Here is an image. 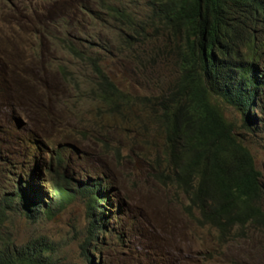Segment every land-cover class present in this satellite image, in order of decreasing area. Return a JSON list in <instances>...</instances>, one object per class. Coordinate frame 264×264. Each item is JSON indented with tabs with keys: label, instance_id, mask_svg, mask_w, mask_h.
Listing matches in <instances>:
<instances>
[{
	"label": "rangeland",
	"instance_id": "rangeland-1",
	"mask_svg": "<svg viewBox=\"0 0 264 264\" xmlns=\"http://www.w3.org/2000/svg\"><path fill=\"white\" fill-rule=\"evenodd\" d=\"M17 1L11 7L0 0V116L14 120L0 121V169L14 166L17 147L11 140L20 132V162L35 164L40 179L51 176L49 170L62 174L61 166L54 164L53 148L50 152L40 144L34 154L24 141L28 136L42 142L38 134H44L43 127L47 144L65 145L64 163L70 172L74 164L71 185L78 179L101 182L112 201L111 207L103 206L113 213L105 219L107 230L86 245L84 254L80 246L88 219L78 196L51 217L43 214L35 221L16 217L8 223L14 242L45 236L53 244L51 264H264V228L236 227L220 239L215 228L199 226L185 213L187 199L171 181L164 133L151 110L135 102L121 113L105 112L96 103L74 98L76 89L65 86L60 73L63 66L64 77L71 74L82 83L93 80L90 69L66 49L69 41L78 49L90 45L119 89L132 97L161 96L178 73L169 52L152 67L148 61L136 65L124 52L114 51V28L102 19L94 0ZM89 33L95 39L87 37ZM62 39L67 43L63 45ZM224 114L242 133L256 167L262 169L264 135L242 127L241 111L224 106ZM250 114L258 116V111ZM95 218L100 223L99 216Z\"/></svg>",
	"mask_w": 264,
	"mask_h": 264
},
{
	"label": "trees",
	"instance_id": "trees-1",
	"mask_svg": "<svg viewBox=\"0 0 264 264\" xmlns=\"http://www.w3.org/2000/svg\"><path fill=\"white\" fill-rule=\"evenodd\" d=\"M112 1L101 0L104 10L98 12L114 28V39L134 30L128 41L118 43V51L152 67L169 52L178 71L173 85L161 96L132 97L119 89L90 45L76 49L62 39L94 76L83 85L69 74L67 86H74L78 99L96 103L108 113H121L139 102L156 115L164 133L171 181L187 199L185 213L199 226L215 228L220 239L236 227L263 229L264 176L242 133L225 116L224 106L242 112L246 131L264 135V116L250 114L257 109L264 113V0H157L154 15L145 17L141 15L153 0ZM64 72L60 66L63 78ZM33 147L38 148L39 142ZM54 157L59 165L65 162L62 152L55 151ZM29 162H14L0 170V264H51L52 242L36 235L16 244L8 223L18 216L30 221L43 214L51 217L77 193L82 195L88 219L80 246L84 254L92 236L94 240L105 232L106 225L96 226L94 217L96 210L105 209L100 205L106 201L102 183L81 182L74 189L49 178L43 186L35 164ZM57 177L69 183L62 175ZM48 182H53L51 190L45 186Z\"/></svg>",
	"mask_w": 264,
	"mask_h": 264
},
{
	"label": "clouds",
	"instance_id": "clouds-1",
	"mask_svg": "<svg viewBox=\"0 0 264 264\" xmlns=\"http://www.w3.org/2000/svg\"><path fill=\"white\" fill-rule=\"evenodd\" d=\"M3 3H5L7 6H11V7H13L14 6V4H13V2L12 1H10V0H1ZM104 1H107V2H112V3H114L112 0H104ZM94 2L97 4V7L98 8H100V9H102V10H104V8L103 7H101V0H94ZM155 6H156V10H157V7H158V2H157V0H153V2H152V5H151V7H150V9L146 12V13H144V14H142L141 15V17H145L146 15H154V13H153V11H154V8H155ZM143 11L145 12V9L143 8ZM99 16H98V14L96 15V18H98ZM133 33H134V30H132L131 32H129L128 30H125L124 31V33H122V35L121 36H117V38H115V39H113L114 40V42L115 43H113L112 45H111V47H112V49H114V51H117V52H124V51H118V43L119 42H123V41H128L129 39H130V37L133 35ZM90 35H92L91 33H89V34H87V37H89L90 39H95L94 37H93V35H92V37H90ZM88 41V40H87ZM89 42V41H88ZM67 44H72L70 41L67 43ZM68 45H66V49L68 48L67 47ZM72 46L73 47H75L73 44H72ZM76 49H78L77 47H75ZM91 49H93V50H95V48L94 47H91ZM102 49L104 50V51H107V49H105V48H101V51H102ZM69 51V50H68ZM96 51V50H95ZM70 53H72L71 51H69ZM97 53L99 54V52L97 51ZM125 53V52H124ZM73 54V53H72ZM126 54V53H125ZM138 56H142V55H140V53H138ZM263 58H264V56H263ZM76 59H77V61L80 63V64H82V65H84V66H86L83 62H81L77 57H76ZM126 60H128V59H126ZM135 63V62H134ZM143 63V61H140V63L139 64H142ZM136 65H139V64H137V63H135ZM87 68H89L88 66H86ZM90 69V68H89ZM91 70V69H90ZM92 73V72H91ZM69 77V76H68ZM64 80L66 81V85L65 86H67L68 85V82H67V77H65L64 78ZM77 82H79V83H81V84H83V85H87V84H90L91 83V81H86L85 83H82V81H77ZM72 84H73V82H72ZM117 84V83H116ZM68 89H70V88H68ZM64 97H66V96H64ZM74 98H77V96L76 97H74ZM78 99V98H77ZM79 100H81V101H83L82 99H79ZM260 106V105H259ZM261 106L264 108V102L261 104ZM228 107V106H227ZM257 111H258V116L260 117L261 116V114H262V117L264 116V113H261L260 111H259V109H257ZM1 114V113H0ZM257 116V117H258ZM0 121H2V122H7V121H10V124H12V122L11 121H14L12 118H10V117H5V116H0ZM18 122V121H17ZM34 124V127H35V123H33ZM14 128H16V126H14ZM42 131H43V135L41 136L40 134H38V136H40V138L42 139L41 141V143H42V146H48V150H50L51 148H53L55 151H57L58 149L60 150V152H64L65 151V145L63 144V143H61L60 141L59 142H56V143H53V144H47V142H45V137H44V135H46V130L42 127ZM4 133H5V129L4 128H2V138H4ZM11 143L12 144H14L17 148H15L14 149V153H15V160H14V162H20V160H19V157H18V155H19V148H18V146L20 145V144H22V142H20V132H18V134H17V138H13L12 140H11ZM58 147V148H57ZM50 152H52V150H50ZM41 154H43L42 152L41 153H39V156L41 155ZM76 154H78V152H76ZM2 148H0V158H2ZM83 157V156H82ZM81 157V158H82ZM12 158H10V162H12V160H11ZM255 160V159H254ZM28 161H30V160H28ZM54 164L55 165H59V164H57L56 163V160H55V162H54ZM9 165H11V164H9ZM12 166V165H11ZM61 168L63 169V173L62 174H60V175H62L63 177H64V179H66V180H68L69 181V183L68 184H66L65 183V181L62 179V178H59V177H57V175L55 174V171L53 170H50V174H51V176H46L45 178H43V179H40V175L41 174H39V176H38V182H39V184L40 185H43L44 186V182H46L45 180L46 179H49V178H56L57 179V181H58V183L62 186V187H66V188H69V187H72V188H74V189H77V188H79V184L81 183V182H86L85 180L86 179H78L77 181H76V183H75V186H72L71 185V181L73 180V177L70 175L72 172L73 173H75L74 172V164H73V169H72V172H70V170H69V168H67V166H66V164L63 162V163H61ZM256 166V165H255ZM5 166L3 165V167L1 168V169H3ZM43 168H44V166H43ZM263 166H262V169H259L261 172H262V174H263V176H264V170H263ZM0 169V170H1ZM44 170L45 171H48L49 169L48 168H44ZM35 178H37V177H35ZM88 182H90V183H98L99 181H97V182H91L90 180L88 181ZM52 184H53V182H48V183H46V187H47V189H49V190H51V186H52ZM101 190V194H102V196H103V198L106 200L105 202H102L101 201V203H100V205L102 206V207H104L105 209L103 210V209H101V208H99L98 210H96L95 211V216L94 217H96V215H98L99 216V220H100V223H97L96 222V218H95V224H96V226H101L102 224H104V225H106V227H105V231L107 230V224H106V221H105V219H107V217H108V214H110V213H113L112 211L113 210H111V209H108V208H106L105 206H103V203L105 204V205H107L106 203H108L109 205H107L108 207H111V203H112V201L110 200V198H109V193L110 192H107V191H105V190H103V189H100ZM80 197L81 198V194L80 193H77V195H76V197ZM82 199V198H81ZM82 201L84 202V200L82 199ZM101 212H103V214L101 213ZM113 215V214H112ZM102 216H105V218L103 219L102 218ZM101 233V232H100ZM99 233V234H100ZM93 234H94V230H93ZM98 234V235H99ZM98 235L96 236V239H94L93 240V238H94V236H92V238H91V240L90 241H97L98 240ZM89 241V242H90ZM89 242L87 243V245L89 244ZM94 248H95V251L94 252H96L97 250H96V247L94 246L93 247V250H94ZM99 253V255H100V252H98ZM100 258V256H98V259ZM89 264H92V263H89Z\"/></svg>",
	"mask_w": 264,
	"mask_h": 264
},
{
	"label": "bare ground",
	"instance_id": "bare-ground-1",
	"mask_svg": "<svg viewBox=\"0 0 264 264\" xmlns=\"http://www.w3.org/2000/svg\"><path fill=\"white\" fill-rule=\"evenodd\" d=\"M24 141L25 142H29V144H30V142H32V144H30V146L33 148V153L35 154V153H37V151H38V149H40V142H39V147L38 148H34L33 147V143L36 141V140H32V138H30V137H28V136H24ZM99 183H101V182H99ZM102 188V187H101Z\"/></svg>",
	"mask_w": 264,
	"mask_h": 264
}]
</instances>
